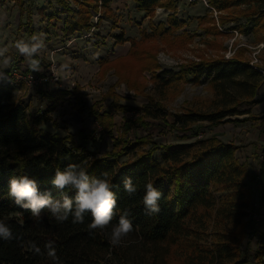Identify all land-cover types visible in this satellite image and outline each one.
I'll use <instances>...</instances> for the list:
<instances>
[{"label": "rangeland", "instance_id": "rangeland-1", "mask_svg": "<svg viewBox=\"0 0 264 264\" xmlns=\"http://www.w3.org/2000/svg\"><path fill=\"white\" fill-rule=\"evenodd\" d=\"M23 2L21 7L16 0H0V72L17 63V70L28 77L18 92L30 117H43L38 130L70 137L98 156L120 150L117 145H140L141 151L202 140L233 145L246 171L248 215L241 225L224 223L223 229L212 213L196 241L213 247L222 242L225 231H242L235 264H257L263 228L257 173L264 143V80L253 97L235 89L224 94L206 74H199L198 67L240 60L264 77V14L254 17L262 18L259 28L249 15L237 18L245 6L219 12L209 0H165L146 11L136 0H113L109 7L89 8L91 28L68 37L63 30L71 14L59 0ZM65 2L75 11L80 7L78 0ZM118 35L128 40L119 43ZM33 36L40 42L34 54L50 70L42 64L38 71L27 72L29 57L19 53L16 43L30 42ZM102 60L115 65L100 68ZM44 77L48 84L36 82ZM61 92L67 94L48 96ZM149 105L163 109L165 116H145L143 109ZM231 109L237 112L216 123L201 120L186 129L175 124L176 114ZM191 241L175 245L169 263H189L196 253ZM133 242L126 237L124 244Z\"/></svg>", "mask_w": 264, "mask_h": 264}, {"label": "trees", "instance_id": "trees-1", "mask_svg": "<svg viewBox=\"0 0 264 264\" xmlns=\"http://www.w3.org/2000/svg\"><path fill=\"white\" fill-rule=\"evenodd\" d=\"M78 1L80 7L75 11L65 4V0H59L71 14L65 20L63 30L68 37L91 28L89 8H98V5L106 8L113 0ZM136 1L140 9L152 11L165 0ZM16 2L24 6L23 0ZM209 4L219 12L245 6L247 10L241 12L242 15L237 13V18L249 15L254 19L264 14V0H209ZM261 19L255 18L251 22L260 28ZM174 23L179 25L178 20ZM116 40L120 43L128 39L118 35ZM35 61L38 68L43 64L46 70L50 69V65H44L38 57ZM112 62L115 65L113 60H102L100 68L112 66ZM11 67L14 68V64ZM198 70L224 94L235 89L243 96L253 97L264 80L259 69L240 60H216L200 65ZM60 94L67 93L48 96L55 98ZM143 111L145 116L153 118L166 114L163 109L150 105ZM235 112L237 110L231 109L209 114H176L175 124H182L186 129L201 120L216 123ZM42 118L41 115L31 118L28 106L17 90L0 81V219H4L13 232L11 239L0 240V264H51L46 255L35 254L31 247L35 244L43 253L48 242H53L61 264H171L168 257L181 240H192L196 252L185 264H217L221 260L237 263L242 231L241 234L239 230L232 234L225 231L221 235L222 242L213 247L201 246L196 241L199 229L208 227L207 220L212 213L216 225H223V229L226 228L224 223L241 225L248 215L246 171L237 161L233 145L202 140L196 145H164L162 151L159 147L141 151L140 145H117L122 146L120 150L98 156L72 143L70 137L42 133L38 130ZM70 164L83 165L93 177L108 173L117 200L112 223L118 222L120 214L127 209L133 224L127 237L133 243L125 245L124 239L121 246H110L106 235L108 229L101 231L88 227L92 219L90 214L85 216L84 223L75 224L71 217L58 223L46 210L39 218H34L29 210L16 205L9 196L10 175H30L36 178L40 190L45 191L52 188L50 182L55 170ZM257 176L263 228L258 235L256 259L257 264H264V143ZM125 177H131L137 187L134 196H128L124 190ZM148 181L162 192L158 201L161 211L154 215H148L143 204L144 184ZM52 191L58 198L59 193L55 189ZM219 191L224 194L217 195Z\"/></svg>", "mask_w": 264, "mask_h": 264}, {"label": "clouds", "instance_id": "clouds-1", "mask_svg": "<svg viewBox=\"0 0 264 264\" xmlns=\"http://www.w3.org/2000/svg\"><path fill=\"white\" fill-rule=\"evenodd\" d=\"M39 46L40 42L36 36H33L30 42L22 40L16 43L19 53L26 57H31ZM32 66L34 71L39 70L34 62ZM50 183L51 189L41 191L36 178L27 174L10 175L8 194L16 205L29 210L34 218H39L46 210L58 223H63L71 217L72 223L75 224L84 223L85 216L90 214L92 219L88 227L101 231L108 229L107 240L112 247L121 246L132 231L133 224L127 209L120 214L118 222L112 223L117 200L108 173L103 172L93 177L83 165L70 164L62 169L57 168ZM123 185L128 196L136 194L137 187L131 177H125ZM53 189L59 193L58 198L54 197ZM161 196L162 192L153 182L144 184L143 204L148 215L161 211L158 203ZM12 237L11 227L4 219H0V240H9ZM31 247L35 254L46 255L51 264H61L53 242L45 245L43 253L35 244Z\"/></svg>", "mask_w": 264, "mask_h": 264}, {"label": "built area", "instance_id": "built-area-1", "mask_svg": "<svg viewBox=\"0 0 264 264\" xmlns=\"http://www.w3.org/2000/svg\"><path fill=\"white\" fill-rule=\"evenodd\" d=\"M27 76L21 71L17 70L16 67L10 68L4 72H0V81H3L7 86L12 87L17 90L21 87V83L27 80ZM48 78H41L36 80V82L45 81L47 82ZM19 94V92H18Z\"/></svg>", "mask_w": 264, "mask_h": 264}, {"label": "crops", "instance_id": "crops-1", "mask_svg": "<svg viewBox=\"0 0 264 264\" xmlns=\"http://www.w3.org/2000/svg\"><path fill=\"white\" fill-rule=\"evenodd\" d=\"M32 56H35V57H29L28 59H29V63L27 64V66L28 67H26L27 68V72H30V71H33V66H32V64H33V62L35 63L36 61H35V59L38 57L37 55H35V54H33ZM39 58V57H38ZM35 65H36V63H35ZM17 66V63H14V67H16ZM43 67V66H42ZM22 68H25V66L23 65L22 66ZM40 68V67H39ZM51 68V67H50ZM50 70V69H49ZM44 84H48L47 82H45Z\"/></svg>", "mask_w": 264, "mask_h": 264}]
</instances>
